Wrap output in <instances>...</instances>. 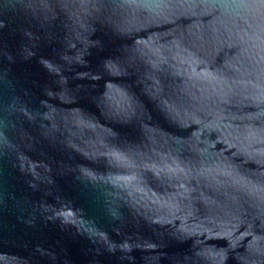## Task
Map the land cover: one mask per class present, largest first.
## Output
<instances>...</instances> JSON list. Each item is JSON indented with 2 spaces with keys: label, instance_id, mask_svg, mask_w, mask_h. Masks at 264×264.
I'll return each mask as SVG.
<instances>
[{
  "label": "water",
  "instance_id": "water-1",
  "mask_svg": "<svg viewBox=\"0 0 264 264\" xmlns=\"http://www.w3.org/2000/svg\"><path fill=\"white\" fill-rule=\"evenodd\" d=\"M0 264H264V0H0Z\"/></svg>",
  "mask_w": 264,
  "mask_h": 264
}]
</instances>
